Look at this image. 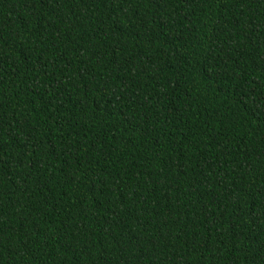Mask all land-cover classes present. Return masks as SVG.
Segmentation results:
<instances>
[{
	"label": "trees",
	"instance_id": "16d2710c",
	"mask_svg": "<svg viewBox=\"0 0 264 264\" xmlns=\"http://www.w3.org/2000/svg\"><path fill=\"white\" fill-rule=\"evenodd\" d=\"M0 264H264V0H0Z\"/></svg>",
	"mask_w": 264,
	"mask_h": 264
}]
</instances>
